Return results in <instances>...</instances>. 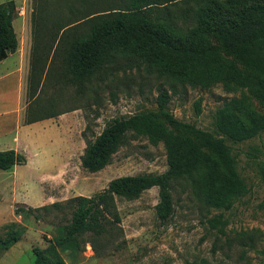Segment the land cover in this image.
Here are the masks:
<instances>
[{"label": "rangeland", "instance_id": "rangeland-1", "mask_svg": "<svg viewBox=\"0 0 264 264\" xmlns=\"http://www.w3.org/2000/svg\"><path fill=\"white\" fill-rule=\"evenodd\" d=\"M128 1L14 0L13 27L19 38V53L24 59L18 77L25 87L23 118L58 115L23 125L17 133V143L13 141L14 133L4 138L8 140V148L20 144L17 150L25 156L26 162L7 170L0 169V239L5 238L10 223L21 229L19 239L7 250H0V264H31L36 250L51 256V240L58 233V227L70 218L68 208L39 209L35 212L36 219L32 214H15V207H37L63 202L75 195L90 196L114 177L161 173L167 168L163 145L150 144L144 137L129 140L101 170L88 172L80 165L87 139L98 134L113 118L156 110L159 88L170 94L168 109L176 118L212 132L215 109L233 97L243 98L256 112L264 114V106L248 87L237 84H232L229 90L222 84L206 89L192 87L136 68L123 59L112 65L103 80L92 82L79 93L59 76V53L46 74L41 75L37 97L29 100L33 28L39 25L37 19L45 23V26L41 24L44 27L40 31L45 35L56 30L53 23H66L99 8H126ZM166 7L171 14H177L180 26L192 24L187 3L176 0ZM76 27L84 28L83 25ZM9 57L0 67L12 66L18 54ZM12 90L11 93L16 89ZM18 116V113L11 115L12 130ZM170 128L179 134L177 129ZM227 143L236 155L238 170L249 191L224 212L227 224L222 233L206 222L219 210L205 207L192 194L189 183L179 179L171 185L173 214L167 222L162 223L157 217L155 205L159 197L158 188L154 186L134 199L116 197L120 221L109 226L101 236L93 240L84 236L88 238L85 242L77 237L74 245L58 246L56 250L66 264H184L201 259L227 264H264V177L246 154L255 147L257 159L264 161V132L243 142Z\"/></svg>", "mask_w": 264, "mask_h": 264}, {"label": "trees", "instance_id": "trees-1", "mask_svg": "<svg viewBox=\"0 0 264 264\" xmlns=\"http://www.w3.org/2000/svg\"><path fill=\"white\" fill-rule=\"evenodd\" d=\"M175 1L129 0L126 8H99L66 23H53L56 30L45 35L40 34L45 23L37 19L39 25L33 28L29 100L37 97L41 75L46 74L59 53V76L79 93L92 82L103 80L112 65L123 59L136 68L192 87H248L264 106V0H181L188 4L187 13L192 21L185 27L177 23V14H171L166 7ZM15 13L14 0L0 3V61L18 46L13 27ZM78 25L84 28L79 29ZM34 74L38 75L36 79ZM169 100L168 91L159 88L156 110L111 119L98 134L85 141L80 157L84 170L96 172L109 164L129 140L144 137L150 144L163 145L167 162L163 172L117 176L90 196L75 195L49 205L14 208L15 214H32L36 219L39 209L70 210L68 222L58 227L51 240V256L36 250L31 264H66L56 247L72 246L77 237L82 242L93 240L119 222L116 197L134 199L155 186L159 197L155 211L162 223L167 222L173 214L171 185L179 179L189 183L192 194L205 207L219 210L206 222L219 232L224 231V212L249 191L227 141L239 143L263 133L264 114L256 112L243 98L233 97L215 109L212 132L176 118L168 109ZM56 115H32L24 117V122ZM256 153L257 148L253 147L246 154L264 177V161L257 159ZM25 162V156L14 149L0 150V169ZM7 227L5 238L0 239V250L11 247L21 234L15 223ZM184 264L227 263L201 259Z\"/></svg>", "mask_w": 264, "mask_h": 264}, {"label": "crops", "instance_id": "crops-1", "mask_svg": "<svg viewBox=\"0 0 264 264\" xmlns=\"http://www.w3.org/2000/svg\"><path fill=\"white\" fill-rule=\"evenodd\" d=\"M19 48H20V43L18 38L17 49L15 50V52L11 53L12 55L14 53L18 54L16 61L13 62L12 66L0 67V150L12 149V148H8L9 147L8 140L5 141L4 140L5 137H9L11 133H14L13 141L17 143L19 141V137L17 136V133L23 125L28 126L44 120L41 119L31 123L24 122L23 116L25 115L26 112L25 87L22 86L21 81L18 78L20 77L19 75L20 68L24 59L19 53ZM11 54H9L5 59L0 61L1 66H4L5 62L8 60V58H10L9 56ZM13 87L16 90L11 93V91H13L12 90ZM16 113H18L20 116H18L19 118H17V121L13 128L14 130H12L11 115ZM16 145L18 147L13 149L18 151L17 149H19L20 144H16Z\"/></svg>", "mask_w": 264, "mask_h": 264}]
</instances>
